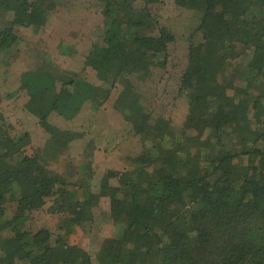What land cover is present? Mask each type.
<instances>
[{"label":"trees","instance_id":"1","mask_svg":"<svg viewBox=\"0 0 264 264\" xmlns=\"http://www.w3.org/2000/svg\"><path fill=\"white\" fill-rule=\"evenodd\" d=\"M173 1L200 14V39L186 41L175 77L171 107L180 105V119L154 117L132 84L169 72L175 36L150 12L161 0H94L114 11L94 30L80 68L46 57L20 74L21 109L33 117L17 128L0 116V264H94L78 237L31 228L44 206L79 238L109 231L96 264H264V0ZM67 3L0 0V52L15 44V27L38 31ZM72 48L61 45L66 54ZM105 111L143 141L141 152L95 179L90 139L84 165L56 170L52 161L92 138ZM52 114L73 128H60ZM32 129L41 130L43 147ZM225 133L240 144L220 146Z\"/></svg>","mask_w":264,"mask_h":264},{"label":"rangeland","instance_id":"2","mask_svg":"<svg viewBox=\"0 0 264 264\" xmlns=\"http://www.w3.org/2000/svg\"><path fill=\"white\" fill-rule=\"evenodd\" d=\"M138 3L135 2V5L143 6ZM101 7L94 0H68L67 5L58 7L49 14L46 24L38 31H34L31 27H15L17 38L15 44L9 51L0 52V58H2L0 60H3V62L0 61V116L7 117L8 122L17 128L29 126L33 116L21 109L27 96L24 90L17 88L20 74L27 69H36L42 65L46 57H50L61 69L77 71L83 61L82 58L91 49V44L99 37L94 30L99 26L103 27L104 23L111 19L114 11V8H111V12H105ZM150 12L160 25L168 27L175 36L174 41L169 45V72L152 73L146 79L134 77L132 84L135 91L141 93L145 109L154 117L168 114L166 117L180 119L182 115L180 105L175 111L171 107L173 92L177 85L175 77L185 62L186 41L190 38L200 39L193 33L199 23L200 14L191 9H182L173 0H161L159 3L150 5ZM62 44L73 47L70 54L61 51ZM17 112H20V115L16 114ZM50 118L60 128H73L70 121H64L55 114H52ZM94 128L96 132L92 138L85 137L83 140L73 141L58 161H52L56 170L74 174L79 164L84 165L88 158L86 155L81 156L80 153L90 139H93L97 145L94 151L95 165H93L96 170L92 168L95 179H98L99 175L107 169H123L127 166L125 157L135 156L141 152L143 141L138 136H133L123 124H119L108 111L103 112L100 125H94ZM31 133H33L31 138L35 144L43 147L44 139L40 136L41 130L32 129ZM233 140L235 141L232 142V136L229 137L225 133L222 136L223 145L220 146L229 148L228 146L231 147L234 143L240 144L239 138ZM66 157L67 163L64 162ZM87 165L88 163L85 166ZM91 183L95 186L94 181ZM35 215L30 222L32 229L45 226L68 241H74V236L78 237L76 242L90 252L93 263L96 264V249L102 239L109 237V231L105 228L97 230L95 227L92 231L83 232V236L79 238V233L74 234V232L60 229L58 225L62 222L57 219V215L48 211L46 206Z\"/></svg>","mask_w":264,"mask_h":264}]
</instances>
